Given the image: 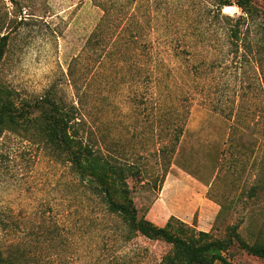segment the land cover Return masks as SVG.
Instances as JSON below:
<instances>
[{"label":"trees","instance_id":"trees-1","mask_svg":"<svg viewBox=\"0 0 264 264\" xmlns=\"http://www.w3.org/2000/svg\"><path fill=\"white\" fill-rule=\"evenodd\" d=\"M92 1L102 15L86 40L84 55L73 58L68 66L73 101H64L50 86L30 105L18 100L15 91L0 79V139L9 127L31 121L32 109L38 108L36 121L42 142L68 170L75 192L94 205L100 215L115 221L114 231L125 243L142 238L169 245L157 264H234L230 252L234 245L238 252L264 261V104L256 108L243 103L223 107L226 125L209 146L210 174L205 181L193 174L210 189L222 182L230 184L228 194L221 195L223 202L210 197L220 208L215 223L228 209L235 215L222 234L216 227L208 232L197 231L174 216L162 227L156 226L145 213L139 215L132 196L135 185L152 192L161 188L179 153L194 94L203 89L198 76L203 68L212 71L220 62L228 72L232 68L245 71L254 64L262 80L258 88L264 95V0H186L196 10V20L204 29L200 31L192 23V31L173 45L172 56L178 61L175 68L153 60L154 47L144 40L152 31V6L148 1ZM231 7L237 8L240 15L222 13ZM212 33H220L221 42L218 47L204 49L211 60L208 65L195 56L201 50L199 45ZM7 45L8 35L0 34V61ZM82 60H87L86 74L76 67ZM178 71L185 76L181 83L175 79ZM100 72H105L104 79ZM119 86H132L131 109L120 115L134 121L133 126L120 124L130 134L125 144L115 130L107 127L101 106V93ZM204 98L215 103L209 93ZM142 124L148 128L152 146L148 157L155 167L151 171L144 165L146 154L127 148L131 140H138L136 130ZM256 223L257 229L253 226ZM0 226L4 227L1 219ZM242 230L252 239H245ZM23 237H32L36 243L42 234L27 233ZM29 247L17 237L6 238L0 243V264H38Z\"/></svg>","mask_w":264,"mask_h":264},{"label":"rangeland","instance_id":"rangeland-1","mask_svg":"<svg viewBox=\"0 0 264 264\" xmlns=\"http://www.w3.org/2000/svg\"><path fill=\"white\" fill-rule=\"evenodd\" d=\"M145 1L152 6V31L144 39L154 47L152 58L175 68L178 61L172 56L173 45L182 42L192 31V23L201 31L196 10L186 0ZM222 13L231 17L240 15L235 7L228 12L223 9ZM101 15L92 0H14L12 3L0 0V34L8 35V45L0 61L1 81L15 91L18 100L30 105L50 86L64 101L72 102L68 66L73 58L84 55L86 40ZM220 42V33L208 34L195 57L209 65L211 60L205 56L204 49L218 47ZM76 67L86 74L87 60ZM213 68L212 71L203 68L198 75L203 89L194 94L179 153L161 188L152 192L134 186L132 196L139 215L145 213L146 219L156 226L174 216L197 231L208 232L216 227L222 234L235 218L233 210L228 209L215 223L220 208L210 198L214 196L223 202L221 195L228 194L229 182L210 189L196 177L205 181L210 174L212 148L209 146L226 125L221 114L223 107L243 103L256 108L264 104V95L258 88L262 80L254 64L245 71L232 68L228 72L220 62ZM100 73L104 79L105 72ZM175 79L180 82L185 76L178 71ZM131 87L119 86L101 93L107 127L115 130L124 144L130 134L122 125L133 126L134 121H126L120 115L131 109ZM208 93L213 96L214 104L205 100ZM38 113L39 109L33 108L31 121L9 127L0 139V219L4 225L0 226V243L17 237L32 248V257L38 264H157L170 246L142 238L125 243L116 235L115 221L100 215L94 205L75 192L68 170L43 144L36 121ZM94 118L97 120L98 114ZM136 131L140 134L138 140H131L127 148L146 154L144 165L151 171L155 166L148 157L152 150L148 128L142 124ZM253 226L257 229L258 224ZM27 233H40L42 237L34 243L32 237H23ZM247 233L242 230L245 239H252ZM230 252L234 264H264L238 252L236 245Z\"/></svg>","mask_w":264,"mask_h":264},{"label":"crops","instance_id":"crops-1","mask_svg":"<svg viewBox=\"0 0 264 264\" xmlns=\"http://www.w3.org/2000/svg\"><path fill=\"white\" fill-rule=\"evenodd\" d=\"M164 224H165V223H164ZM164 224H163V225H164ZM163 225H161V226H159V227H162Z\"/></svg>","mask_w":264,"mask_h":264}]
</instances>
